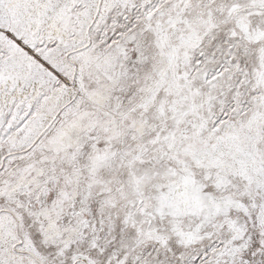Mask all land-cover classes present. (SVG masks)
I'll use <instances>...</instances> for the list:
<instances>
[{"label":"snow or ice","instance_id":"obj_1","mask_svg":"<svg viewBox=\"0 0 264 264\" xmlns=\"http://www.w3.org/2000/svg\"><path fill=\"white\" fill-rule=\"evenodd\" d=\"M0 264H264V0H0Z\"/></svg>","mask_w":264,"mask_h":264}]
</instances>
